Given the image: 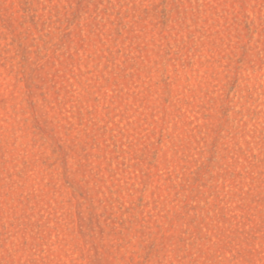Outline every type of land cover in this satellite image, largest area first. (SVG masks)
Instances as JSON below:
<instances>
[{"label": "rangeland", "instance_id": "obj_1", "mask_svg": "<svg viewBox=\"0 0 264 264\" xmlns=\"http://www.w3.org/2000/svg\"><path fill=\"white\" fill-rule=\"evenodd\" d=\"M0 264H264V0H0Z\"/></svg>", "mask_w": 264, "mask_h": 264}]
</instances>
